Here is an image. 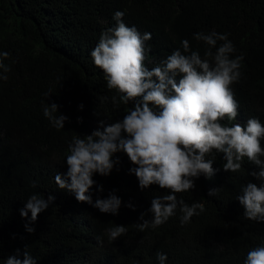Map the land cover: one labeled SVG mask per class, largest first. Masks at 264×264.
<instances>
[{"label": "trees", "instance_id": "obj_1", "mask_svg": "<svg viewBox=\"0 0 264 264\" xmlns=\"http://www.w3.org/2000/svg\"><path fill=\"white\" fill-rule=\"evenodd\" d=\"M117 10L141 35L152 33L145 42L149 69L162 66L174 50L183 52L184 39L211 62L206 51L214 55L224 41L211 47L195 34H228L231 58L243 57L240 79L230 85L239 108L235 120L226 116L220 123L246 125L257 118L264 124V0H0V53H9L3 63L10 69H0V77H8L0 78V264L9 255L23 259L25 250L35 264H161L157 253L167 255L164 264H245L248 251L264 245V221L247 219L236 199L248 182L260 183L248 174L258 166L246 157L239 171L228 172L223 153L207 154L215 173L176 193L189 206L202 203L204 211L182 224L178 207L164 224L143 231L137 228L141 213L151 221V199L169 190L151 185L142 191L125 153L114 154L119 163L109 175L93 174L96 184L87 193L95 202L114 192L122 200L118 214L78 202L56 185L55 174L67 171L73 138H85L101 120H122L131 106L107 88L90 55L101 34L115 26ZM51 103L58 105L55 115L68 117L62 129L44 115ZM210 189H217L214 196ZM33 195L54 197L36 221L30 211L27 218L20 214ZM119 225L126 234L109 240V229Z\"/></svg>", "mask_w": 264, "mask_h": 264}, {"label": "clouds", "instance_id": "obj_2", "mask_svg": "<svg viewBox=\"0 0 264 264\" xmlns=\"http://www.w3.org/2000/svg\"><path fill=\"white\" fill-rule=\"evenodd\" d=\"M124 15L119 10L114 13L115 26L101 34L90 55L95 66L105 74L107 88L116 90L121 94L119 100L131 106L122 120L110 124L101 120L100 126L85 138H73L69 144L70 154L64 161L67 171L57 172L54 177L58 188L73 192L78 202L88 203L102 213L118 214L122 200L114 192L95 202L87 193L96 184L93 174L109 175L119 163V157L113 159L114 154L123 152L135 165L128 171L136 176L142 191L151 185L169 190V194L151 199L148 212L153 214V219H144L141 213L142 223H138L137 228L143 231L149 224L152 228L164 224L178 207L183 213V224L199 214L197 209L203 212L204 205L194 202L189 206L178 199L176 193L195 189V179L215 173L213 160L205 158L215 150L224 154V171H239L245 157L258 166L259 171L252 170L248 174L260 183L248 182L236 199L243 206L247 219L264 221V148L261 147L264 124L257 118L248 119L246 125L220 123L226 116L230 121L235 120L239 108L230 85L240 79L243 57L231 58L235 48L228 34L214 31L195 34V39L211 47H216L217 41H224L214 55L206 51L205 56L212 57L211 62L202 58L198 51H192L189 41L184 39L181 41L183 52L176 49L162 66L149 69L145 66V42L152 39V33L141 35L135 26L124 22ZM8 56L7 52L0 53V69L4 72L10 70L3 63ZM0 78L6 80L8 77ZM112 100L115 104L116 97ZM43 111L54 127L64 128L68 117L55 115L58 112L56 103L49 104ZM98 190L102 192L103 186H98ZM216 191L210 189L208 195L214 196ZM53 200L52 196L46 201L33 195L20 214L27 218L30 211L31 221H36ZM125 206L135 210L130 203ZM27 231L32 233L35 229L28 227ZM126 231L123 225L109 229V240H116ZM157 258L164 264L167 255L157 253ZM35 262L27 250L23 259L9 255L5 260V264ZM245 264H264V245L248 251Z\"/></svg>", "mask_w": 264, "mask_h": 264}]
</instances>
